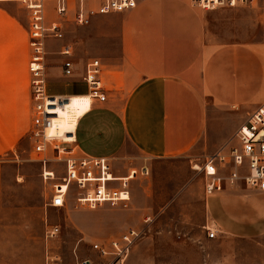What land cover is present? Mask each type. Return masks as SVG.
I'll return each mask as SVG.
<instances>
[{
	"label": "rangeland",
	"instance_id": "374dc122",
	"mask_svg": "<svg viewBox=\"0 0 264 264\" xmlns=\"http://www.w3.org/2000/svg\"><path fill=\"white\" fill-rule=\"evenodd\" d=\"M27 1L0 0V264H45L50 253L60 256V264H78L85 258L102 264L92 244L106 243L129 228L139 230L140 236L127 264H257L259 243L264 242V196L235 184L218 193L225 198L228 213L212 215L204 175L197 166L208 155L235 143L238 126L260 102L219 111L212 132L191 150L150 162L149 175L130 182V199L125 205L103 203L88 209L69 196L62 208L46 206L51 184L40 176L41 165L30 138ZM44 12L47 22L56 19L54 0H44ZM84 27L71 24L64 39L47 38L49 93L86 90L81 79L57 78L64 59L58 50L70 45L77 62L84 50ZM209 29L219 46L264 50V0L212 10ZM249 61L264 68V57L251 54ZM50 167L55 176L61 175L62 162L53 161ZM238 217L249 224L230 231L227 225L236 224ZM51 226H58L59 232L48 238L46 230ZM208 226L219 229L216 238L206 236Z\"/></svg>",
	"mask_w": 264,
	"mask_h": 264
},
{
	"label": "crops",
	"instance_id": "0c3cea01",
	"mask_svg": "<svg viewBox=\"0 0 264 264\" xmlns=\"http://www.w3.org/2000/svg\"><path fill=\"white\" fill-rule=\"evenodd\" d=\"M211 11L190 0H135L126 11L91 17L69 77L81 79L85 61L99 59L105 99L91 102L79 117L73 143L79 151L109 158L113 173L124 175L129 164L149 165L191 150L212 132L219 111L262 101L264 68L249 58L262 59L264 50L219 46L209 29ZM57 69V78L66 77ZM208 197L212 215L228 213L222 195ZM230 223L233 232L249 224L242 217ZM263 252L260 242L257 264H264Z\"/></svg>",
	"mask_w": 264,
	"mask_h": 264
},
{
	"label": "built area",
	"instance_id": "2783aa9c",
	"mask_svg": "<svg viewBox=\"0 0 264 264\" xmlns=\"http://www.w3.org/2000/svg\"><path fill=\"white\" fill-rule=\"evenodd\" d=\"M190 1L203 10H215L252 4L254 0ZM134 6L135 0H101L95 7L89 6L87 0H54L56 19L47 22L44 0L27 1L26 7L30 10L28 71L32 95L30 138L32 150L38 155L41 165L40 176L44 183L51 184L50 195L46 201L48 207H64L69 196L80 207L88 209H95L103 203L125 205L130 199V182L149 175V166L146 163L129 164L124 175H115L109 158L82 153L73 144L74 138L63 139L50 133L55 127L58 111L64 106L67 97L48 92L45 75L47 38L64 39L65 31L71 24L86 26L95 14L122 12ZM58 53L64 56L61 62L62 75H73L77 67L72 58V47L62 45ZM101 72L99 59L88 58L85 61L81 82L86 88L85 95L89 98V105L94 100L105 99ZM66 135L74 137V133ZM234 140L233 145L208 155L198 167L204 175L205 195H214L235 184H241L246 190L264 192V100L247 113V117L234 133ZM53 161L62 162L63 171L59 176H55V169L50 167ZM206 229L208 238L216 237L217 229L212 226ZM58 232V226H51L46 230V237L52 238ZM139 236V230L129 228L106 243H93L92 248L102 259V264H127V257ZM45 264H60V256L46 254ZM78 264L93 263L91 259L85 258Z\"/></svg>",
	"mask_w": 264,
	"mask_h": 264
},
{
	"label": "bare ground",
	"instance_id": "6f19581e",
	"mask_svg": "<svg viewBox=\"0 0 264 264\" xmlns=\"http://www.w3.org/2000/svg\"><path fill=\"white\" fill-rule=\"evenodd\" d=\"M66 97L67 100L64 106L59 109L55 127L50 130V133L63 139H72L74 137L67 136L66 133H74L77 121L89 108L90 101L86 95H66Z\"/></svg>",
	"mask_w": 264,
	"mask_h": 264
}]
</instances>
